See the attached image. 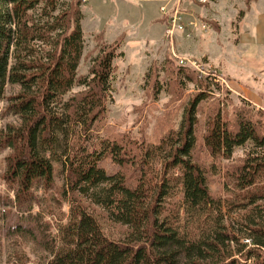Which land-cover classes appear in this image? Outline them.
Wrapping results in <instances>:
<instances>
[{
	"label": "trees",
	"instance_id": "1",
	"mask_svg": "<svg viewBox=\"0 0 264 264\" xmlns=\"http://www.w3.org/2000/svg\"><path fill=\"white\" fill-rule=\"evenodd\" d=\"M59 1L0 0V102L8 84L19 88L7 107L19 123L1 133L0 149L29 208L9 235L36 242L37 264H264V111L244 100L233 116L218 107L201 124L222 87L178 65L181 88L194 92L177 126L151 142L101 133L122 40L79 75L83 13ZM56 178L69 210L52 232L30 212ZM8 264L36 263L18 253Z\"/></svg>",
	"mask_w": 264,
	"mask_h": 264
},
{
	"label": "rangeland",
	"instance_id": "2",
	"mask_svg": "<svg viewBox=\"0 0 264 264\" xmlns=\"http://www.w3.org/2000/svg\"><path fill=\"white\" fill-rule=\"evenodd\" d=\"M60 4L79 3L83 13L84 56L79 75H88L92 59L100 49L118 40L124 58L114 61L111 81L112 102L108 105L101 133L154 141L167 129L177 126L194 87L181 88L173 67L188 66L201 76H211L221 85L207 107H202L201 124L215 108L233 116L247 101L264 111V0H181L169 4L184 13V21L207 24V31L187 27L173 39L166 37L167 23L156 0H60ZM250 2V1H249ZM244 12L238 18L239 12ZM191 37H188V36ZM159 80L161 92L155 90ZM163 88V89H162ZM82 88H76L78 92ZM19 88L7 85L0 102V135L8 126L19 123V117L8 113L9 99ZM10 150L0 149V264H8L13 254L23 253L33 263L43 259L36 242L25 235H9L18 219L29 216L28 206L17 202V188L5 178ZM242 156L238 151L235 157ZM62 179L56 178L50 191L37 194L30 214L39 215L40 226L56 232L69 207L61 194ZM212 190L223 194L222 183L212 179ZM9 196L12 201H6ZM7 202V205H6ZM51 225V228L47 226Z\"/></svg>",
	"mask_w": 264,
	"mask_h": 264
},
{
	"label": "built area",
	"instance_id": "3",
	"mask_svg": "<svg viewBox=\"0 0 264 264\" xmlns=\"http://www.w3.org/2000/svg\"><path fill=\"white\" fill-rule=\"evenodd\" d=\"M201 3L206 4L208 0H199ZM168 6H163L160 11L164 17L168 18L167 28H166V37L168 39H173V37L176 35L177 31H185L187 27L193 28V29H199L202 32L207 31V24L203 22L198 21H191V22H185L184 21V13L179 10L178 7H175L176 9L174 12L169 15L168 14ZM188 37H191L190 35ZM247 243H250L247 241Z\"/></svg>",
	"mask_w": 264,
	"mask_h": 264
},
{
	"label": "crops",
	"instance_id": "4",
	"mask_svg": "<svg viewBox=\"0 0 264 264\" xmlns=\"http://www.w3.org/2000/svg\"><path fill=\"white\" fill-rule=\"evenodd\" d=\"M181 0H156V2H158V3H164L165 2V4L166 5H162L161 7H160V9L163 7V6H169V4H171V3H173L174 5H176V4H179V2H180ZM161 12V11H160Z\"/></svg>",
	"mask_w": 264,
	"mask_h": 264
}]
</instances>
